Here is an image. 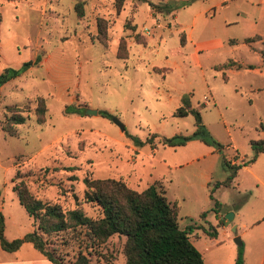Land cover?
Segmentation results:
<instances>
[{
	"label": "rangeland",
	"instance_id": "obj_1",
	"mask_svg": "<svg viewBox=\"0 0 264 264\" xmlns=\"http://www.w3.org/2000/svg\"><path fill=\"white\" fill-rule=\"evenodd\" d=\"M78 1L82 17L74 9ZM187 1L170 13H158L146 2L127 0L117 14L113 0H0V74L20 71L0 85V119L9 114L7 105L19 106L27 116L16 125V135L0 127V213L7 240L32 230L33 220L12 188L16 172L34 195L63 208L75 207L74 195L82 201L83 177L89 173L122 179L136 190L162 182L167 199L178 206L180 229L199 224L200 213L208 211L206 228L215 227L219 244L204 252V264H215V253L222 264H230L231 253L235 264L240 251L243 264H259L264 187L253 175L264 181V157L245 163L253 155L250 141L264 138V74L217 67L229 60L252 67L264 63L258 52L262 41L251 43L254 50L244 41L255 34L264 39V0ZM97 17L107 20L105 47L95 36ZM120 37L126 41V59L116 56ZM214 38L223 45L207 48ZM197 46L201 50L194 58ZM38 55L40 61L34 63ZM28 61L29 67H23ZM259 70L264 73V66ZM186 94L209 135L223 146L221 153L240 165L229 187L214 188L228 175L214 146L198 139L177 146L161 142L193 132L192 114L173 115ZM37 96L47 106L41 125L33 112ZM88 109L105 110L111 117ZM205 173L211 174L208 187ZM212 188L217 211L209 197ZM81 206L95 214L89 204ZM193 233L197 237L190 235L191 242L203 250L209 239L199 228ZM236 236L241 246L235 244ZM49 240L64 262L82 250L92 264H124V236L113 235L96 251L85 248L83 240L63 244L60 234Z\"/></svg>",
	"mask_w": 264,
	"mask_h": 264
},
{
	"label": "trees",
	"instance_id": "obj_2",
	"mask_svg": "<svg viewBox=\"0 0 264 264\" xmlns=\"http://www.w3.org/2000/svg\"><path fill=\"white\" fill-rule=\"evenodd\" d=\"M127 0H113L114 8L118 14ZM146 2L148 7L154 12L170 13L173 9L185 6L188 1H158L139 0ZM78 17L84 15L82 2L78 1L74 5ZM96 39L105 47L108 41L107 20L101 17L96 19ZM133 30L136 26H131ZM180 44L184 43L183 33L180 34ZM136 38H139L136 35ZM261 40L263 48L258 52L264 61V39L259 35L246 37L244 41L251 46L253 41ZM229 43H236L235 39H230ZM116 56L120 59L127 58V46L125 38L120 37ZM40 61L38 55L34 63ZM31 61L25 62L23 67L28 68ZM241 68L243 64L233 60L218 66L217 68ZM251 68V65H246ZM20 71H5L0 74V85L9 79L17 76ZM190 94L181 97V105L175 109L173 115L194 116V130L189 135H174L163 137V145L177 146L183 145L192 139H198L207 145L214 146L216 151L221 153L223 146L214 140L208 133L207 128L202 122L200 112L191 107ZM5 119H0L1 129L10 134L16 135V125L24 124L27 116L21 113V108L16 105H7ZM35 121L43 124L46 120L47 106L42 96H37L34 107ZM100 115L110 118L111 114L105 110H99ZM264 130V128H262ZM154 136V135H153ZM150 138L147 139L149 141ZM139 144L143 142L138 140ZM253 150L252 157L245 163L253 162L259 153L264 152V138L250 141ZM222 161L228 170V175L222 181H217L214 188L219 186L229 187L236 175L240 165L231 164L221 153ZM16 172L13 179V191L17 199L33 220V230L26 233L23 237L7 240L3 234V217L0 213V246L6 251L17 250L24 242L32 244L42 255L52 264H92L89 256L82 250H78L73 260L64 262L58 256L49 238L54 234L61 235L63 244H68L71 240H83L85 248L90 247L96 251L104 245L110 237L117 234L124 236L122 254L124 264H204L201 252L193 245L190 240V233L195 228L193 224L180 229L178 226V206L170 202L160 181H154L142 190L130 187L122 179L113 177L98 178L92 174L83 177L84 190L82 201L76 195L75 207L63 208L57 202H50L34 195L25 180L17 176ZM75 179V178H74ZM209 191V197L214 202L212 210L217 211L218 202L214 199L213 189ZM81 202L87 203L95 208L94 215H88L81 206ZM206 211L200 213L201 217L207 214ZM203 231L213 237L216 229L210 225L207 228L201 227ZM212 230V231H211ZM51 242V243H50ZM104 258L107 255L103 254ZM242 252L237 254L235 264H243Z\"/></svg>",
	"mask_w": 264,
	"mask_h": 264
},
{
	"label": "crops",
	"instance_id": "obj_3",
	"mask_svg": "<svg viewBox=\"0 0 264 264\" xmlns=\"http://www.w3.org/2000/svg\"><path fill=\"white\" fill-rule=\"evenodd\" d=\"M262 1V0H261ZM150 9V8H149ZM152 13V12H151ZM152 15H154L152 13ZM255 35H259V34H255ZM254 36V35H253ZM260 36V35H259ZM251 37V36H250ZM262 38V36H260ZM186 39V38H185ZM185 39H184V43L181 45L185 44ZM260 40L257 41H253V42H258ZM229 42V41H228ZM231 44V43H230ZM235 44V43H234ZM223 45V40L219 39V38H214L210 41H208L205 46L207 48H217L218 46H222ZM252 46V45H251ZM253 47V46H252ZM254 48V47H253ZM198 50H201V46H197L195 48V51L192 52L193 57L196 58L197 57V52ZM246 65H249L248 63H245V65H243L242 68L248 70H254L255 72L259 73V74H264L262 71L259 70V68L261 66H264V63L259 62V67H252V68H247ZM228 70V72H232L234 71V67L232 68H228L226 69ZM226 77V76H225ZM153 151H156V148L153 147ZM211 153V152H210ZM152 157V156H151ZM262 157H264V152L259 153L258 156L256 157V159L252 162L256 163V161H258L259 159H261ZM206 177V185L207 187L209 186L210 182H208L209 177L211 176V174H207L205 173L204 175ZM255 179L258 180V182L264 187V181H262L258 176L253 175ZM162 184V182H161ZM163 186V184H162ZM222 187V186H219ZM164 188V187H163ZM165 190V189H164ZM1 201V200H0ZM1 209V206H0ZM206 215L201 218V222L199 224L195 223L193 224L195 226V228L192 230V232L190 233V235H195V233H193L196 229H201L202 235H204L207 239H209L208 244H205V247L203 248V250H201V254L202 256H204V252H208L212 249H214L215 247H217V245L219 244V242L216 239L217 233L215 236L211 237L209 235H207L202 228L200 227H204L206 228L207 223H206ZM219 220V218H218ZM245 227V225L243 226ZM34 226H33V222H32V230H33ZM31 230V231H32ZM226 230L222 228L221 233L225 234ZM197 237V236H196ZM215 256V264L219 263L222 264L223 261L218 259V253L214 254ZM230 259V264H234V255H232L231 257V253H229L228 255V260ZM0 264H52V262L50 260H48L44 255H42L37 249H35L32 244L28 243V242H24L17 250L14 251H6L4 249L1 248L0 246ZM259 264H264V254L261 255V259L259 261Z\"/></svg>",
	"mask_w": 264,
	"mask_h": 264
},
{
	"label": "water",
	"instance_id": "obj_4",
	"mask_svg": "<svg viewBox=\"0 0 264 264\" xmlns=\"http://www.w3.org/2000/svg\"><path fill=\"white\" fill-rule=\"evenodd\" d=\"M87 113H90V114H97L98 111H97V110L88 109V110H87ZM112 120H113V121H114V122L120 127L121 130L124 129L123 124H122L121 122H119V120H117L116 118H113ZM232 216H233L232 213H228V214L226 215V218H227L228 220H231ZM232 231L235 232V227L232 228ZM234 242H235V244L238 245V246H241V244H242V242H241V240H240V238H239L238 236H236V237L234 238Z\"/></svg>",
	"mask_w": 264,
	"mask_h": 264
}]
</instances>
